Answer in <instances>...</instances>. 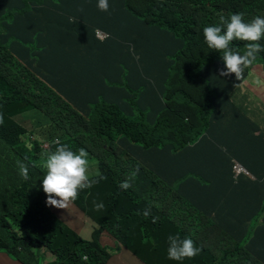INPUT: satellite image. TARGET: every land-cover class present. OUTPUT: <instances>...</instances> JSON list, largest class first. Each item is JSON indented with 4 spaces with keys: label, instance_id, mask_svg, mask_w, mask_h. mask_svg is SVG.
<instances>
[{
    "label": "trees",
    "instance_id": "16d2710c",
    "mask_svg": "<svg viewBox=\"0 0 264 264\" xmlns=\"http://www.w3.org/2000/svg\"><path fill=\"white\" fill-rule=\"evenodd\" d=\"M108 3L104 12L98 0H0V255L41 264L33 250L44 249L56 256L49 264H106L100 231L84 241L71 212L46 203L43 154L59 142L84 148L106 177L92 172L99 182L74 203L144 263L264 264V127L239 98L253 64L241 81L220 76L221 53L203 35L221 17H264V0ZM253 63L264 71V51ZM28 116L32 131L18 121ZM177 234L199 255L170 260Z\"/></svg>",
    "mask_w": 264,
    "mask_h": 264
},
{
    "label": "clouds",
    "instance_id": "9594fccd",
    "mask_svg": "<svg viewBox=\"0 0 264 264\" xmlns=\"http://www.w3.org/2000/svg\"><path fill=\"white\" fill-rule=\"evenodd\" d=\"M97 6L99 10L104 12H107L109 10L108 0H98ZM203 35L207 46L210 49L216 50L221 53V58L226 70L222 69L220 71V76L229 77L234 74L235 79L237 81H241L244 76L245 70L253 64L258 54L264 51V46H262L260 43V41L264 39V17L256 16L249 22H245L242 13L232 14L227 19L221 17L219 25L204 27ZM234 41L245 42L246 47L243 54L233 49L232 45ZM3 123V113H0V124ZM56 144L57 146L55 147L54 151H45V153L43 154L45 157L43 167L46 169V175H44L42 179V188L47 196L46 203L49 206L65 209L69 212H71V210L66 208L70 204H73L75 207H78L81 212H83L80 207L74 202L79 198L81 191L90 189L94 184L98 183L99 180L95 179L91 175L88 153L84 148L79 149L77 152L71 150L66 144H59V142H56ZM236 165H238L242 170L241 173L245 174L246 176L252 177L240 164L236 163ZM17 167L21 178L24 180H28V165L18 160ZM96 176H98L99 179H106V177H103L99 172L96 173ZM130 187L131 184L127 181L120 184V188L125 191ZM94 207L97 211H99L104 208V204L102 202L94 203ZM83 214L94 225L90 237L85 238L71 226L70 228L81 239L88 242L94 241L95 233L100 231L97 241L100 246L106 249V251L108 252L109 257L106 264H109V260L111 258L110 253L101 241L102 235L106 231L103 230V228L92 215L88 216L84 212ZM143 215L145 217L151 215V208L149 207L145 209ZM152 219L155 223L158 217H153ZM112 238L118 244V241L114 237ZM168 245V258L177 262H182L185 259H193L197 255H199L202 250L200 247L196 246L193 239L189 237L181 238L178 234L169 235ZM36 250L37 249L33 250L35 256H37L35 253ZM43 251L49 252L48 250L44 249ZM49 253L53 257L52 259L55 261L56 256L52 252ZM9 257L12 258L11 256ZM37 260H40L39 257ZM84 260H88L87 256L84 257ZM49 263V261L43 262V264Z\"/></svg>",
    "mask_w": 264,
    "mask_h": 264
},
{
    "label": "crops",
    "instance_id": "0c3cea01",
    "mask_svg": "<svg viewBox=\"0 0 264 264\" xmlns=\"http://www.w3.org/2000/svg\"><path fill=\"white\" fill-rule=\"evenodd\" d=\"M253 69L251 70L247 80L252 75ZM243 84V89L240 91V99L244 100L246 103L247 115L256 123H259L264 127V93L259 91V87L246 86V82ZM78 209V207H76ZM79 210V209H78ZM80 211V210H79ZM73 219L70 221V226L82 234L85 238H89L93 228V223L84 215V218L79 217L75 212L71 211ZM149 239L152 241L154 237V232L151 231L149 234ZM112 238L108 233L104 232L102 235V243L106 246L110 253L109 264H146L140 258H138L134 253L130 251L127 246L122 244H117L113 239L106 241L107 239ZM212 247L217 250L219 244L214 243ZM207 247L203 251L205 258L208 257ZM7 258L6 264H12L9 260V256L4 254ZM12 261V260H11Z\"/></svg>",
    "mask_w": 264,
    "mask_h": 264
},
{
    "label": "rangeland",
    "instance_id": "374dc122",
    "mask_svg": "<svg viewBox=\"0 0 264 264\" xmlns=\"http://www.w3.org/2000/svg\"><path fill=\"white\" fill-rule=\"evenodd\" d=\"M253 73L249 77V79L246 82V86H252V87H259V91L261 93H264V71L261 70V67L259 65H254L253 63ZM18 121L23 124L29 131L33 130V126L36 124V120L32 116L28 117H19ZM32 139V137H31ZM44 147H48V144H44ZM90 154L88 153V156ZM90 161V169H91V174L92 172L97 173L98 170H93L96 169V165L91 162L90 158H88ZM66 209L71 210L72 212H75L79 217L84 218L83 212L79 211L73 204H70ZM220 227H217L216 225L211 228L212 234L217 233L219 231ZM113 240V238H109L106 241ZM36 255L39 257L41 264L45 261L53 262L54 260L52 259L53 257L51 254L47 251L43 250H36L35 251ZM10 260L14 261L12 258H9ZM7 263V258L4 256V254L0 255V264H6Z\"/></svg>",
    "mask_w": 264,
    "mask_h": 264
},
{
    "label": "built area",
    "instance_id": "2783aa9c",
    "mask_svg": "<svg viewBox=\"0 0 264 264\" xmlns=\"http://www.w3.org/2000/svg\"><path fill=\"white\" fill-rule=\"evenodd\" d=\"M96 33H97V37L100 39H105L106 37H108V34L100 29H97ZM234 170L236 171L237 174L242 172V170L239 168L238 165L234 167Z\"/></svg>",
    "mask_w": 264,
    "mask_h": 264
}]
</instances>
